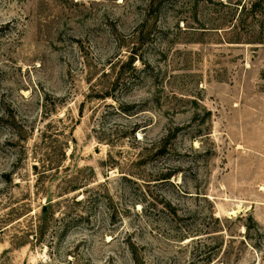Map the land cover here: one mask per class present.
<instances>
[{"label": "rangeland", "instance_id": "rangeland-1", "mask_svg": "<svg viewBox=\"0 0 264 264\" xmlns=\"http://www.w3.org/2000/svg\"><path fill=\"white\" fill-rule=\"evenodd\" d=\"M0 264H264V0H0Z\"/></svg>", "mask_w": 264, "mask_h": 264}, {"label": "trees", "instance_id": "trees-1", "mask_svg": "<svg viewBox=\"0 0 264 264\" xmlns=\"http://www.w3.org/2000/svg\"><path fill=\"white\" fill-rule=\"evenodd\" d=\"M34 168H35L36 171L38 170V166H37V165H36ZM72 190H73L72 192H76V191H78L77 188H74V189H72ZM67 194H68V193H67ZM49 203H50V202H49ZM50 205H51V204H50ZM50 205H49V206H50ZM47 207H48V206H45L44 209H46Z\"/></svg>", "mask_w": 264, "mask_h": 264}]
</instances>
